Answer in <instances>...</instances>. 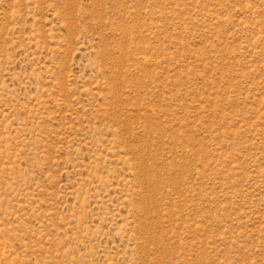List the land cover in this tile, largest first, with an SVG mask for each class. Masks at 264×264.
<instances>
[{
  "label": "rangeland",
  "instance_id": "374dc122",
  "mask_svg": "<svg viewBox=\"0 0 264 264\" xmlns=\"http://www.w3.org/2000/svg\"><path fill=\"white\" fill-rule=\"evenodd\" d=\"M0 264H264V0H0Z\"/></svg>",
  "mask_w": 264,
  "mask_h": 264
}]
</instances>
